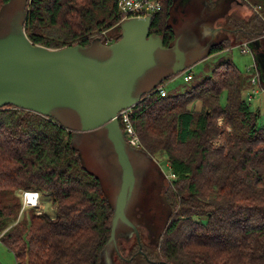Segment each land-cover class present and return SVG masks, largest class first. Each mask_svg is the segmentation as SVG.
<instances>
[{"label":"trees","instance_id":"1","mask_svg":"<svg viewBox=\"0 0 264 264\" xmlns=\"http://www.w3.org/2000/svg\"><path fill=\"white\" fill-rule=\"evenodd\" d=\"M8 1L0 0V11ZM173 1L161 0L149 26L166 47L174 39ZM242 2L261 14L239 20L240 28V18L229 15L231 39L212 44L209 54L229 41L263 37L264 0ZM24 10L26 36L49 48L86 47L120 28L116 0H26ZM248 83L226 60L182 92L161 95L155 85L131 107L138 149L164 154L173 178L164 190L169 215L154 247L130 262L115 255L119 264H264V126L243 96ZM72 134L52 116L0 107V242L17 264H100L114 210ZM26 190L47 195L55 214L30 209L18 216Z\"/></svg>","mask_w":264,"mask_h":264},{"label":"water","instance_id":"2","mask_svg":"<svg viewBox=\"0 0 264 264\" xmlns=\"http://www.w3.org/2000/svg\"><path fill=\"white\" fill-rule=\"evenodd\" d=\"M194 1L190 0L186 5L190 8L184 7L181 13L196 15ZM200 17L204 18L198 14L194 22ZM150 22L151 16L120 21L121 36L106 44L109 54L103 60L83 55L80 45L49 48L34 44L26 36L23 25L19 34L0 38V107L9 104L44 116H51L50 110L54 107H68L79 116V133L100 127L106 131L121 168V183L102 256L110 244L120 254L115 237L118 221L127 224L139 240L136 226L125 216L135 176L127 152L130 145L124 138L117 113L140 100L142 93L132 95L134 82L154 66L155 50L166 47L160 36L149 32ZM262 38H253L246 43L254 55L259 81L264 85ZM212 44L214 42L209 43L208 52ZM185 61L186 54L179 50L175 41L171 74L183 70ZM136 254L145 255L140 244Z\"/></svg>","mask_w":264,"mask_h":264},{"label":"rangeland","instance_id":"3","mask_svg":"<svg viewBox=\"0 0 264 264\" xmlns=\"http://www.w3.org/2000/svg\"><path fill=\"white\" fill-rule=\"evenodd\" d=\"M25 2L26 0H9L2 7L0 11V38L8 34L16 35L20 33L25 16ZM239 2L243 3L242 0H239ZM194 3L197 14H203L204 17L209 15L210 5L207 0L203 4H197L196 0ZM180 4L181 0L175 1L168 17V23L174 31V40H172L170 46L155 50L154 66L148 68L136 78L132 95L136 96L139 93L148 92L155 85L170 93L182 92L210 75L214 66L219 62L231 60L247 79L255 78V82L248 83L243 90V96L248 101L250 109L258 112L257 126H264V88L260 84L254 55L247 43L243 44L245 41L235 43L229 41L226 43L227 47L225 49L208 54L209 43L226 38L225 33L219 31L215 37L204 34L209 27L207 24L211 23V21L205 19L204 21L194 22L197 14L185 15L181 13ZM246 7L233 11L235 15L240 17L236 21L238 28L243 26L242 21L240 22L239 20H245L252 13H255L254 11L259 13L257 9H253L249 5ZM248 9H251L252 13L248 12ZM120 31L118 26L110 28L100 39L95 38L89 46L80 49L81 53L97 60H103L109 54L106 44L110 40L112 42L115 41L114 38ZM175 41H177L179 50L185 52L186 61L183 70L171 74ZM188 72L192 75V78L185 81L184 75ZM249 95L251 98H249ZM225 96L226 93L222 92L220 97L222 105L225 103ZM50 115L66 129L73 132L71 141L79 149L84 167L101 180L106 197L114 208L121 183V168L117 163L113 146L106 137L105 129L100 127L79 133V116L68 107H54L50 110ZM138 147L139 145L137 148L127 147L128 156L134 170L135 183L125 206V216L136 228L143 223L149 230L148 238L150 242L156 243L169 215V207L164 196V190L169 185L171 172L164 154L148 155L139 150ZM30 209L31 211L35 209L48 214L52 213V215L55 214L50 198L47 195L40 194L39 207H27L23 210V213L19 212L18 216H22V214L26 216ZM130 230L132 229L124 222H117L115 237L119 250L120 235L130 233ZM138 233L140 235V230H138ZM144 240L147 241L146 238ZM137 242H140V240ZM154 245L151 248H143L151 250ZM113 248L111 244L107 247L100 264H113V253L115 252ZM0 264H16L13 253L1 242Z\"/></svg>","mask_w":264,"mask_h":264},{"label":"built area","instance_id":"4","mask_svg":"<svg viewBox=\"0 0 264 264\" xmlns=\"http://www.w3.org/2000/svg\"><path fill=\"white\" fill-rule=\"evenodd\" d=\"M117 8L121 14L120 21L130 18H145L147 16H152V14L158 12L161 8V0H116ZM119 21V22H120ZM264 37V35H263ZM243 44H246L245 42ZM192 75L188 72L184 75V80H189ZM255 82V78H251V83ZM160 94L164 95L165 90L160 87ZM256 91V90H253ZM249 98L251 96L249 95ZM131 108H125L117 113L118 121H121L124 127L123 135L126 142L133 147L139 145L138 137L131 124L129 112ZM170 178L173 175L170 174ZM39 197L40 194L34 190H26L21 193V211L25 208H37L39 207ZM38 213L40 210H36ZM17 264V263H16Z\"/></svg>","mask_w":264,"mask_h":264},{"label":"crops","instance_id":"5","mask_svg":"<svg viewBox=\"0 0 264 264\" xmlns=\"http://www.w3.org/2000/svg\"><path fill=\"white\" fill-rule=\"evenodd\" d=\"M175 1L176 0L173 1V6L175 4ZM202 1L206 2V0H202ZM203 2H202V4H203ZM207 2L210 3L209 5L214 6L215 9L213 10V8L211 9V7L209 9V15L208 16H210V17L208 18V20H210L211 23L207 24V26H209V27H208V29L206 30V32L204 34L209 35V36L211 35V36L215 37L217 35L216 33H218L219 31H223L225 33V35H226V38H230L231 39V37L233 35L232 34L233 29L231 27H229V26L224 24L225 23V19L229 15L237 16V15L234 14L235 12H233V11L241 10L242 7L247 8L246 5L241 3V2H239V0H207ZM185 8L187 9V6H185ZM247 11L251 12L252 10L248 9ZM200 15H202L204 17L203 14H199V16ZM206 18H207V16L204 17V18L200 17V19L198 18L197 21H199V20L204 21ZM217 24H218V26H217ZM220 40H222V39H220ZM220 40L211 41V42L217 43ZM246 42L247 41H245V43Z\"/></svg>","mask_w":264,"mask_h":264},{"label":"flooded vegetation","instance_id":"6","mask_svg":"<svg viewBox=\"0 0 264 264\" xmlns=\"http://www.w3.org/2000/svg\"><path fill=\"white\" fill-rule=\"evenodd\" d=\"M189 1L190 0H181V4H180L181 8L184 9V7L188 4ZM196 2H197V4H200V3H202V0H200V1L199 0H196ZM210 7H211V9L213 8V10L215 9V7L212 6V5H210ZM217 26H218V24H217ZM165 224H166V222H165ZM137 228H138V230H140V235H139L140 242H137V239L135 237V233L132 230H130V233H126V234H124L122 236L120 235V237H119V245H120V250L118 249L119 250V253H120L119 255L122 258L126 257V259H127L126 261L127 262H130L137 255L136 252H137V250L139 248V244H140L141 250L144 253H145V250H143V249H146V248H143V247L151 248L155 244V243L150 242V240L148 238L149 230H148V228L143 223H141L140 225H138ZM161 232H160V234H161ZM160 234H159V236H160ZM145 238H146L147 241L144 240ZM132 242L137 243V249L134 250V252L132 251L133 253L131 254V256L128 257L129 250L131 249ZM115 255L118 256V253L117 252H114L113 253V261H112V263L113 264L120 263V261L117 258H115ZM153 263H154V261H153Z\"/></svg>","mask_w":264,"mask_h":264}]
</instances>
